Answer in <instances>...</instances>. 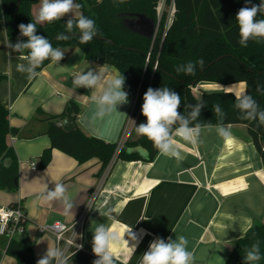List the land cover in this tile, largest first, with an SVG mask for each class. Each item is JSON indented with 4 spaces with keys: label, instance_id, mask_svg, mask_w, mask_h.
I'll use <instances>...</instances> for the list:
<instances>
[{
    "label": "crops",
    "instance_id": "0c3cea01",
    "mask_svg": "<svg viewBox=\"0 0 264 264\" xmlns=\"http://www.w3.org/2000/svg\"><path fill=\"white\" fill-rule=\"evenodd\" d=\"M39 5L40 0L31 9L34 19ZM143 21L136 17L126 22L132 31L145 36ZM8 40L0 20V76L4 78L0 103L9 111L10 126L19 133L10 136L8 144L17 155L20 176L17 193L0 190V206L14 204L24 210V239L34 245L35 264L48 246L57 247L52 235L37 233L39 226H72L85 215L84 252L97 258L92 252V236L103 223L121 237V243L112 247L116 264H139L155 237L167 241L181 235L188 240L193 264H226L235 243L252 227L264 225V167L244 125L224 126L232 134L228 140L217 133V127L201 128L198 146L181 142L183 159L179 161L160 153L153 163L117 161L95 203L91 199L101 188L105 173H101L98 160L81 165L53 150L49 165L40 169V157L50 148L51 140L43 134L47 124L33 120L37 111L52 116L66 113L68 116L59 123L65 131L78 126L89 137L119 145L129 134L127 129H133L135 97L118 106L117 110L126 115L112 114L92 121L91 93L76 88L73 78L97 65L87 62L82 51L76 53L77 48H59L65 52L59 64L50 62L29 80L27 74L16 70L17 64L26 62L20 59L21 54L8 55L10 50L4 45ZM73 103L80 110L76 121L72 119ZM134 131L129 139L135 137ZM137 151L145 155L141 149ZM51 177L65 184L72 208L44 201V185L48 190L55 185ZM109 210L110 214L104 215ZM129 227L140 238L135 252L130 248L135 241L129 240V245L124 242V238L129 239L125 235ZM141 229L145 234H140ZM8 242L9 238L0 232V264H16L6 253ZM67 264L76 263L67 260Z\"/></svg>",
    "mask_w": 264,
    "mask_h": 264
},
{
    "label": "trees",
    "instance_id": "16d2710c",
    "mask_svg": "<svg viewBox=\"0 0 264 264\" xmlns=\"http://www.w3.org/2000/svg\"><path fill=\"white\" fill-rule=\"evenodd\" d=\"M161 0H75L80 4L83 14L95 21L99 34L87 44L79 42V31H66L69 18L53 23L37 24L38 35L45 36L54 48L80 49L89 63L102 65L107 63L125 77L124 90L128 98L136 97L134 115L137 122L146 121L141 113L143 95L151 87L158 89L167 86L181 97V113L187 114L185 104H196L203 100L206 107L201 110L198 120L201 128L244 125L261 157L264 167V125L258 121L246 120L234 107L235 96L231 93L204 94L196 98L192 89L203 82L220 85L245 84V92L253 96L260 109H264V41L249 40L247 47L239 44V28L235 20L236 13L245 6V0H165L167 7L173 6L174 17L168 26V12L157 16V6ZM39 0H0V20L5 24L7 37L16 42L20 37L18 25L35 22L31 9ZM259 4L260 0H252ZM251 6V5H249ZM137 15L158 22L156 35L148 38L132 31L127 20ZM258 19L264 16H258ZM66 35V40L57 39ZM26 55V52L24 53ZM204 60L202 69L197 67L195 75L178 73L176 67L189 61ZM51 61L45 60L37 72H41ZM4 78L0 76V84ZM257 85L261 91H257ZM220 105L223 115L213 111V105ZM74 110L72 119L76 121L79 107L71 104ZM68 116L48 115L37 111L33 120L46 123L43 134L51 140L50 148L40 157V169H45L52 157L53 150H58L75 159L79 164L98 160L101 173L117 161L153 163L159 152L144 136L129 139L122 149L118 144L106 143L85 135L78 126L65 131L60 121ZM9 111L0 103V190L17 193L20 186L19 162L14 149L8 144L10 136H17L18 130L9 122ZM138 149H144L141 155ZM7 161V166H5ZM16 205H10L14 207ZM27 221L25 222V224ZM25 231V230H24ZM20 238H9L6 253L16 264H35L33 243ZM257 240L260 242L261 259L255 264H264V225L252 227L243 238L238 240L226 264H244L246 250ZM76 264H90L93 257L85 252H77L68 260Z\"/></svg>",
    "mask_w": 264,
    "mask_h": 264
},
{
    "label": "clouds",
    "instance_id": "9594fccd",
    "mask_svg": "<svg viewBox=\"0 0 264 264\" xmlns=\"http://www.w3.org/2000/svg\"><path fill=\"white\" fill-rule=\"evenodd\" d=\"M122 3L123 0H120ZM251 5V6H249ZM81 5L75 0H40L39 8L35 14V22L31 20L28 24H19L20 37L15 43L6 41L4 44L10 51L21 54L20 59L26 61L16 65V70L27 74L29 80L38 75L37 69L41 67L45 60H50L53 64H59L64 58V51L54 48L51 42L37 33V24L53 23L61 20L65 15L71 14L66 21V31L72 33L73 29L79 31V42L87 44L99 34L95 21L86 17L80 10ZM258 16H264V0L259 4H253L252 0H245V6L241 7L236 13L235 20L239 28V44L247 47L249 40L256 42L264 41V18L258 19ZM69 37L60 35L57 39L66 40ZM80 53V49L75 50ZM26 52V55L24 53ZM204 66L203 58L186 64H180L176 67L178 73L185 75H195L197 67ZM73 84L76 88H84L91 93V101L94 105L91 120L95 121L110 117L112 114L126 115L117 110L119 105L128 103V93L124 90L125 77L118 70H113L107 63L97 65L95 68L88 67L85 72L77 74L73 78ZM229 89L232 86L227 87ZM257 91H261V86L257 85ZM234 107L242 114L246 120L258 121L264 125V109H260L257 101L252 95L244 91L234 93ZM181 97L174 90L167 86L158 89L149 87L143 95V104L141 113L146 118V122L136 126L138 135L146 137L153 147L162 155L182 160V144H190L193 147L198 146L201 131L200 123H193L198 120L201 110L206 107L203 100L196 104H185L187 114L181 113ZM213 111L217 115H223L220 105H213ZM87 119V118H86ZM217 133L228 140L232 134L224 126H217ZM141 151H145L141 149ZM7 166V161H5ZM55 182L52 190L44 185L43 199L46 202L57 201L66 208H72L73 203L68 195L65 184L60 182L58 177H51ZM109 212L104 215H109ZM140 234H145L141 229ZM128 240L124 242L129 245V240L135 241L131 249L135 252L140 242L139 236L129 227L125 232ZM121 243L120 235L112 227L103 223L99 224L92 236V252L97 257L92 264H116V258L112 252V247ZM188 240L185 236H178L174 240L169 237L167 241L161 237H155L148 246L140 259L139 264H193V253L188 250ZM78 245L77 248H82ZM67 257L64 252L55 246H48L46 253L37 260L36 264H67ZM261 259L260 242L257 240L246 250L244 255V264H255Z\"/></svg>",
    "mask_w": 264,
    "mask_h": 264
},
{
    "label": "built area",
    "instance_id": "2783aa9c",
    "mask_svg": "<svg viewBox=\"0 0 264 264\" xmlns=\"http://www.w3.org/2000/svg\"><path fill=\"white\" fill-rule=\"evenodd\" d=\"M156 11L158 18L160 19V16L165 11V0H161L158 3ZM173 17H174V7L172 6L171 10L168 13L165 29L168 28ZM134 117L136 121L137 116L134 115V111H133L131 120H133ZM131 130L128 131L127 129V132H129V134L124 135L122 142L119 144V149H122L125 142L129 140ZM110 170H111V166H109V168L105 171L104 176L107 175ZM94 196L95 194L92 196L91 199L92 203H94V199H93ZM84 220H85V216L82 217L76 224L72 226H67L62 223L39 226L37 228V233L41 236L52 235L56 240L57 247L64 252L65 256L68 258L67 260H69L74 253L85 251L84 243H83V234H82V227L84 225ZM25 222H26L25 212L19 205H16L14 207L0 206L1 234L7 236L8 238H15L17 236H22V234L25 232L24 231L26 225ZM78 245H83V247L77 248Z\"/></svg>",
    "mask_w": 264,
    "mask_h": 264
},
{
    "label": "rangeland",
    "instance_id": "374dc122",
    "mask_svg": "<svg viewBox=\"0 0 264 264\" xmlns=\"http://www.w3.org/2000/svg\"><path fill=\"white\" fill-rule=\"evenodd\" d=\"M171 8H172V6L169 8V7H167L165 5V9L167 10L168 13L171 10ZM174 12H175V9H174ZM158 25H159V23H158ZM230 86H232L231 89L227 88V87H230ZM245 89L246 88H245V84L244 83H238V84H232V85L224 86V85H220V84L212 83V82H203V83L198 84L195 88H193L192 91H193V94H194V96L196 98H200L204 94H211V93H231V94L234 95V93L236 91H244L245 92L246 91ZM135 102H136V97H135ZM134 122H135V124H134ZM144 122H146V121L137 122V120L135 121V117H134V119L132 120V126L134 124L132 130H134L136 128V126H138L139 124L144 123ZM134 135H135V137L133 139H137L138 137L141 136V135H138L136 133V130L134 131ZM107 177H108V175H105L103 177V180L101 182V188L98 190L97 193H95V196L93 198L94 199V203L96 202L97 198L99 197V195H100V193H101V191L103 189L102 186H103V184H104V182H105ZM87 214H88V212H87ZM86 217H87V215H85V220H86ZM85 220H84V224H85ZM83 228H84V225L82 227V230H83Z\"/></svg>",
    "mask_w": 264,
    "mask_h": 264
},
{
    "label": "water",
    "instance_id": "95a60500",
    "mask_svg": "<svg viewBox=\"0 0 264 264\" xmlns=\"http://www.w3.org/2000/svg\"><path fill=\"white\" fill-rule=\"evenodd\" d=\"M138 18L142 19L143 25H145V36L148 38H153L156 35L158 23L153 20L146 19L145 16L137 15ZM238 262V259L235 260V263ZM242 264V263H240Z\"/></svg>",
    "mask_w": 264,
    "mask_h": 264
},
{
    "label": "flooded vegetation",
    "instance_id": "af4514ba",
    "mask_svg": "<svg viewBox=\"0 0 264 264\" xmlns=\"http://www.w3.org/2000/svg\"><path fill=\"white\" fill-rule=\"evenodd\" d=\"M233 264H240V263L236 262V263H233Z\"/></svg>",
    "mask_w": 264,
    "mask_h": 264
}]
</instances>
